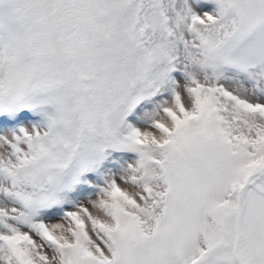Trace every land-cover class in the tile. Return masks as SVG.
I'll list each match as a JSON object with an SVG mask.
<instances>
[{
    "label": "snow or ice",
    "instance_id": "snow-or-ice-1",
    "mask_svg": "<svg viewBox=\"0 0 264 264\" xmlns=\"http://www.w3.org/2000/svg\"><path fill=\"white\" fill-rule=\"evenodd\" d=\"M0 264H264V0H0Z\"/></svg>",
    "mask_w": 264,
    "mask_h": 264
}]
</instances>
